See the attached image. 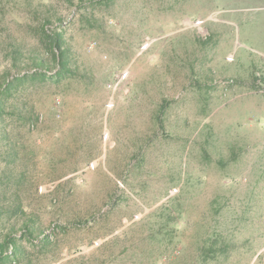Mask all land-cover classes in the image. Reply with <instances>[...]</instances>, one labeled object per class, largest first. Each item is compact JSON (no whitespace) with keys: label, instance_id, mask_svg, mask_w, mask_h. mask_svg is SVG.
<instances>
[{"label":"rangeland","instance_id":"obj_1","mask_svg":"<svg viewBox=\"0 0 264 264\" xmlns=\"http://www.w3.org/2000/svg\"><path fill=\"white\" fill-rule=\"evenodd\" d=\"M0 264H264V0H0Z\"/></svg>","mask_w":264,"mask_h":264},{"label":"trees","instance_id":"obj_2","mask_svg":"<svg viewBox=\"0 0 264 264\" xmlns=\"http://www.w3.org/2000/svg\"><path fill=\"white\" fill-rule=\"evenodd\" d=\"M57 46H60V45H57Z\"/></svg>","mask_w":264,"mask_h":264}]
</instances>
